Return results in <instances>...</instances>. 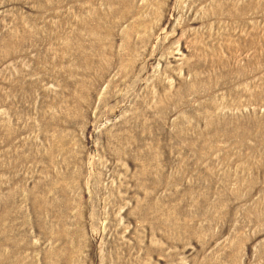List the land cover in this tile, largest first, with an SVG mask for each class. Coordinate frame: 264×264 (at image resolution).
Instances as JSON below:
<instances>
[{
	"label": "rangeland",
	"instance_id": "374dc122",
	"mask_svg": "<svg viewBox=\"0 0 264 264\" xmlns=\"http://www.w3.org/2000/svg\"><path fill=\"white\" fill-rule=\"evenodd\" d=\"M0 264H264V0H0Z\"/></svg>",
	"mask_w": 264,
	"mask_h": 264
}]
</instances>
